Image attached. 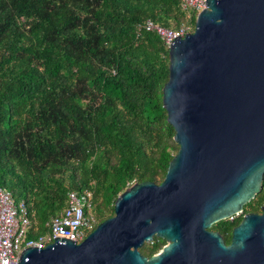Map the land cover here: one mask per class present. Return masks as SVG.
<instances>
[{
    "label": "trees",
    "instance_id": "obj_1",
    "mask_svg": "<svg viewBox=\"0 0 264 264\" xmlns=\"http://www.w3.org/2000/svg\"><path fill=\"white\" fill-rule=\"evenodd\" d=\"M196 13L177 0H0V187L25 205L22 243L48 232L68 191L90 192L95 226L129 185L162 180L177 151L161 105L167 48L138 26L190 32ZM263 204L264 172L241 213L209 229L228 243Z\"/></svg>",
    "mask_w": 264,
    "mask_h": 264
},
{
    "label": "water",
    "instance_id": "obj_2",
    "mask_svg": "<svg viewBox=\"0 0 264 264\" xmlns=\"http://www.w3.org/2000/svg\"><path fill=\"white\" fill-rule=\"evenodd\" d=\"M161 105L177 151L158 184L134 183L79 243L52 238L15 264H264V204L224 244L212 224L241 213L264 172V0H204L172 38ZM164 240L148 258L137 248Z\"/></svg>",
    "mask_w": 264,
    "mask_h": 264
},
{
    "label": "built area",
    "instance_id": "obj_3",
    "mask_svg": "<svg viewBox=\"0 0 264 264\" xmlns=\"http://www.w3.org/2000/svg\"><path fill=\"white\" fill-rule=\"evenodd\" d=\"M181 9L198 11L204 0H177ZM138 28L153 32L167 48L172 38H182L189 32L186 24L175 29L161 27L145 20ZM91 194L88 190L68 191L65 205L46 224L48 232L28 239L22 243L28 227L26 208L23 201H14L9 191L0 187V264H15L24 247L37 250L53 241L52 238L73 240L79 243L94 228L95 220L90 213ZM230 217L228 220H231Z\"/></svg>",
    "mask_w": 264,
    "mask_h": 264
},
{
    "label": "flooded vegetation",
    "instance_id": "obj_4",
    "mask_svg": "<svg viewBox=\"0 0 264 264\" xmlns=\"http://www.w3.org/2000/svg\"><path fill=\"white\" fill-rule=\"evenodd\" d=\"M258 213H259V212H258ZM209 230H210V229H209ZM210 231L217 232L216 230H212V229H211ZM152 237H153V236H152ZM157 238H158V237H157ZM151 239H152V238H151ZM164 243H165V242H164ZM224 244H227V243L224 242ZM163 245H164V244H163ZM163 245H162V246H163Z\"/></svg>",
    "mask_w": 264,
    "mask_h": 264
}]
</instances>
